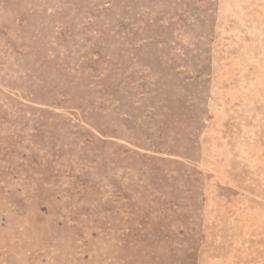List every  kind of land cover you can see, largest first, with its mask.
Masks as SVG:
<instances>
[{"label": "rangeland", "instance_id": "374dc122", "mask_svg": "<svg viewBox=\"0 0 264 264\" xmlns=\"http://www.w3.org/2000/svg\"><path fill=\"white\" fill-rule=\"evenodd\" d=\"M0 264H264V0H0Z\"/></svg>", "mask_w": 264, "mask_h": 264}]
</instances>
